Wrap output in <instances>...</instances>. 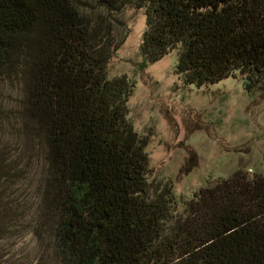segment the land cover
Returning <instances> with one entry per match:
<instances>
[{"label":"trees","instance_id":"1","mask_svg":"<svg viewBox=\"0 0 264 264\" xmlns=\"http://www.w3.org/2000/svg\"><path fill=\"white\" fill-rule=\"evenodd\" d=\"M127 7L145 18L143 67L176 52L184 86L240 78L264 94V0H0V124L13 81L40 157L38 264H264V173L236 169L189 201L152 188L147 138L128 120L134 85L107 70ZM19 157L0 146V244L20 224Z\"/></svg>","mask_w":264,"mask_h":264},{"label":"rangeland","instance_id":"2","mask_svg":"<svg viewBox=\"0 0 264 264\" xmlns=\"http://www.w3.org/2000/svg\"><path fill=\"white\" fill-rule=\"evenodd\" d=\"M94 4L95 0H84ZM116 40H123L108 64V76H125L134 85L128 120L146 137L148 180L152 188L170 183L178 201H189L202 188L226 179L236 169L250 177L264 173V94H248L240 78L203 87L184 86L175 74L177 53L143 67L140 44L143 12L127 7L114 15ZM2 93L0 146L20 155L21 176L10 183L20 205L18 228L0 244L5 264H38L45 254L36 231L40 200V157L28 151L19 124L20 90L6 82Z\"/></svg>","mask_w":264,"mask_h":264}]
</instances>
